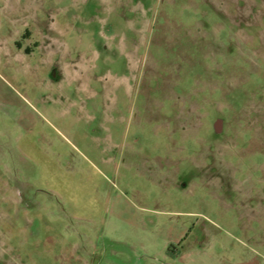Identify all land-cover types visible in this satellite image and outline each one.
Wrapping results in <instances>:
<instances>
[{
    "label": "rangeland",
    "instance_id": "1",
    "mask_svg": "<svg viewBox=\"0 0 264 264\" xmlns=\"http://www.w3.org/2000/svg\"><path fill=\"white\" fill-rule=\"evenodd\" d=\"M0 264H264V0H0Z\"/></svg>",
    "mask_w": 264,
    "mask_h": 264
}]
</instances>
